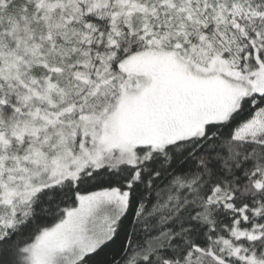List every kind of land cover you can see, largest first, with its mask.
<instances>
[{
	"label": "snow or ice",
	"instance_id": "6c2138e0",
	"mask_svg": "<svg viewBox=\"0 0 264 264\" xmlns=\"http://www.w3.org/2000/svg\"><path fill=\"white\" fill-rule=\"evenodd\" d=\"M0 264H264V0H0Z\"/></svg>",
	"mask_w": 264,
	"mask_h": 264
}]
</instances>
